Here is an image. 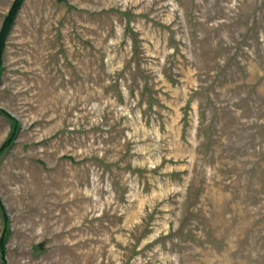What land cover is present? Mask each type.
Returning <instances> with one entry per match:
<instances>
[{"label":"rangeland","instance_id":"1","mask_svg":"<svg viewBox=\"0 0 264 264\" xmlns=\"http://www.w3.org/2000/svg\"><path fill=\"white\" fill-rule=\"evenodd\" d=\"M12 118L6 264H264V0H25Z\"/></svg>","mask_w":264,"mask_h":264},{"label":"trees","instance_id":"2","mask_svg":"<svg viewBox=\"0 0 264 264\" xmlns=\"http://www.w3.org/2000/svg\"><path fill=\"white\" fill-rule=\"evenodd\" d=\"M25 0H14L8 13L6 14L2 27L0 29V73L3 69V55L6 47V40L7 37L15 23V20L18 16V13L23 5ZM13 128L7 138V140L2 144L0 148V152L4 151L8 146H10L14 140V137L16 135V130L18 128V122L17 120L13 119ZM0 211L2 213L3 220L5 222V225L9 223V218L8 214L6 212V209L2 205L0 201ZM6 233V232H5ZM5 241H6V234L2 235L0 238V251L2 253V263L1 264H6L5 260Z\"/></svg>","mask_w":264,"mask_h":264}]
</instances>
